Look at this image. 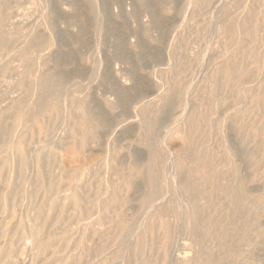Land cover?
<instances>
[{
    "label": "rangeland",
    "instance_id": "rangeland-1",
    "mask_svg": "<svg viewBox=\"0 0 264 264\" xmlns=\"http://www.w3.org/2000/svg\"><path fill=\"white\" fill-rule=\"evenodd\" d=\"M39 1L0 0L4 4H0V17L5 18V23L0 19L1 35L2 32L8 37L22 34L24 38L33 33L32 36L45 42L54 37L57 46L54 43L48 54L54 58L64 57L67 61L59 68H54L53 63L40 66L35 75L67 73L66 90L74 96L84 95L89 100H85L87 106L104 120L106 118L107 129L98 130V142L85 148L77 146L75 155L71 148L64 151L65 147L72 146L67 142L66 133L73 122L62 113L63 116L45 120L51 136L45 138L44 133L34 131L31 138L26 139V146L31 149L39 146L41 152L29 150L24 169L16 167L18 159L15 157L11 167L0 161V264H4L6 255H10L7 264L25 261L26 264H177L178 258L186 261L185 264H199L196 263L197 255L208 249L216 258L220 256L222 264H246V261L264 264V213H258L254 204L264 195L262 181L256 179L264 173V6L258 4L259 0H98L100 5L104 4L101 6L104 24L100 34L94 30L93 18L90 20V15L84 11V0H44L51 23L48 20L46 27L37 26L35 23L42 19ZM146 1L150 9L145 6ZM15 4L21 5L17 8ZM77 9L84 17L75 16ZM183 17L184 26L174 38ZM237 18L246 21L258 43L255 46L237 43L230 47L234 67L229 72L216 73L222 55L229 53L226 42L230 34L224 33L222 27ZM153 23L166 32L164 42L153 41L157 34V29H151ZM240 39H245V35ZM13 42L7 47L3 45V50L0 47V63L4 59H10V66L18 63L15 58L19 55L20 42L17 46ZM258 58L261 70L256 74L253 66ZM96 61L100 62L98 72L101 73L92 82L91 68ZM240 67H247V71L240 80L243 83L236 84ZM23 68L17 69L22 72ZM13 75L7 74L6 79L0 76V111L4 112H0L3 126L0 148L8 142L16 117L13 109L4 110L21 92L13 80V77L18 79V75ZM9 81L14 83L10 85ZM136 83L142 92L129 91ZM168 90L172 92L171 102L164 105L157 96L166 95ZM238 95L241 101L236 103ZM71 96L61 98L66 108L70 106ZM241 127L243 144L235 134ZM228 148L233 154L230 158L226 153ZM50 149L52 155L48 154ZM38 153L39 162L34 157ZM107 156L115 163H111V168H107ZM130 166L136 171L139 169L140 174L132 172L131 175L134 170ZM201 172L203 174H198ZM186 173H190L191 184L201 183L207 187L195 204L200 214L199 224L193 223L191 215L186 214L188 209L184 204L187 199L191 203L189 195L179 191V179ZM151 174L155 176L151 179L154 185L146 183ZM123 179L135 182L134 192L122 186L117 188ZM240 181L241 188L237 189ZM72 189L79 192L81 203L85 199L115 198V201L110 203L106 214L80 212L68 198ZM149 189L156 195L149 204H143L140 197L155 193H149ZM244 193L243 204L253 203L254 206L235 220L232 232L226 231L233 210L230 195L236 198ZM159 215L166 220L168 236L160 225ZM87 216L89 219H85ZM86 220H90L87 226ZM243 223L250 224V230L242 229ZM37 228L45 249L40 255L37 239L33 238ZM141 234L143 248L135 251ZM242 238L244 240L240 241ZM118 249L121 253L115 259ZM249 254L251 256H246Z\"/></svg>",
    "mask_w": 264,
    "mask_h": 264
},
{
    "label": "bare ground",
    "instance_id": "bare-ground-1",
    "mask_svg": "<svg viewBox=\"0 0 264 264\" xmlns=\"http://www.w3.org/2000/svg\"><path fill=\"white\" fill-rule=\"evenodd\" d=\"M3 1V0H2ZM14 1V0H13ZM19 1V0H18ZM44 1V0H43ZM43 1L41 2V0L39 1L40 3H42V6H40V14H41V16L40 17H42V19L39 21H37V23H35V24H37V26H38V24H41L42 26H47L48 24H49V22H48V20L50 19V16H49V13H47V10L45 9V4L47 3L46 1H44V4H43ZM101 1V0H100ZM121 1H123V0H121ZM7 2V1H6ZM5 2V3H6ZM46 2V3H45ZM84 2H85V5H84V11L85 12H87L89 15H90V17H89V19L92 17L93 18V21H92V23H94L93 24V26H94V30H96L98 33L99 32H101L100 30L101 29H103L102 28V26H103V21H104V12H102L101 11V6L103 5L104 6V4L103 3H101L102 5H100L99 4V2H98V0H84ZM103 2V1H102ZM120 2V1H119ZM125 2H126V0H125ZM143 2V1H142ZM14 3V2H13ZM17 3V2H16ZM22 3V2H21ZM123 3V2H122ZM0 4H3V2L2 3H0ZM18 4V3H17ZM34 4V3H33ZM144 4H145V6L146 7H148L149 9H150V4L146 1V2H144ZM258 4H260V5H262V6H264V0H259V3ZM4 5V4H3ZM16 5V4H15ZM21 5V4H20ZM20 5H18V6H20ZM133 5V4H132ZM187 5H188V3H187ZM6 6V5H5ZM17 5H16V7L17 8H19ZM102 6V7H103ZM136 6V5H135ZM7 7H8V2H7ZM48 7V6H47ZM74 7V6H73ZM132 7V6H131ZM37 8H38V6H37ZM73 9V11H74V8H72ZM106 9V8H105ZM130 9V8H129ZM136 9V8H135ZM169 9V8H168ZM173 9V8H172ZM7 10V9H6ZM37 12H35L37 15H39V13H38V9H35ZM13 11V10H12ZM50 11L52 12V10L50 9ZM49 11V12H50ZM104 11V10H103ZM168 11V10H167ZM178 11V10H177ZM7 12V11H6ZM130 12H132V11H130ZM182 12V11H181ZM173 13V12H172ZM105 14H107V13H105ZM132 14V13H131ZM153 14H154V12H153ZM155 15V14H154ZM167 15V14H166ZM182 15V14H181ZM183 15H185V14H183ZM182 15V16H183ZM5 16V15H4ZM3 16V17H4ZM75 16H77V17H81V16H83V13H81L80 12V10H76V12H75ZM131 16V15H130ZM181 16V17H182ZM6 17V16H5ZM10 17V16H9ZM38 17V16H37ZM76 17V18H77ZM84 17V16H83ZM106 17V16H105ZM162 17H163V15H162ZM55 18V17H54ZM91 18V19H92ZM0 19H1V17H0ZM4 19L5 18H3V20H2V22H4ZM90 19V20H91ZM182 19V23H181V25L179 26V27H177L176 28V32H175V34H174V38L179 34V30H181L182 28H183V26H184V22H185V20H184V17L183 18H181ZM84 20H85V18H84ZM50 21V23H51V20H49ZM76 21V20H75ZM106 21H107V19H106ZM1 22V23H2ZM36 22V21H35ZM39 22V23H38ZM5 23V22H4ZM92 23H91V25H92ZM103 23V24H102ZM64 25H65V22L63 23ZM32 25V24H31ZM30 25V28L32 27ZM247 25V23H246V21H244V19H234V20H231L228 24H225V25H223V32L224 33H229L230 34V39H229V41L228 42H226V45H227V43H228V48H227V53L229 52V49H230V47H235L234 45H236L237 43H239L240 45H243L244 43H247V45H253V46H255L257 43H258V40H257V38H256V35L254 34V33H252L251 32V29H250V27H248V26H246ZM34 26V25H33ZM105 27V26H104ZM32 28H34V27H32ZM36 28V27H35ZM50 28V27H49ZM111 28V27H110ZM146 28H148V27H146ZM19 29V28H18ZM28 29L29 28H27V31H28ZM37 29H38V27H37ZM46 29V28H45ZM150 29V28H149ZM151 29H157L156 31H157V34H155L156 36H154L155 37V39L153 40V41H156V42H158V43H162V42H164V39H165V36H166V32L163 30V29H160V27L159 26H157V24L155 25L154 23L152 24V26H151ZM248 29H250L249 31H248ZM36 30V29H35ZM53 29H51V32H53L52 31ZM109 30H111V29H109ZM148 29H146V31H147ZM31 31V29L29 30V32ZM39 31V30H38ZM45 31V30H44ZM44 31H43V34H44ZM19 32V31H18ZM21 32V31H20ZM24 32H26V30L24 31ZM24 32H22L23 34H24ZM33 32H34V30H33ZM49 32V31H48ZM117 32V31H116ZM115 32V33H116ZM16 33V32H15ZM53 33H55V32H53ZM52 33V34H53ZM14 34V33H13ZM32 34L33 33H30L29 35H27L26 37L24 36V38L22 37V34L21 35H18L17 36V34H16V36H13L12 35V37H8L7 35H6V33L5 32H2V35H1V33H0V47L2 48V46L4 45L5 47H7V44L9 43H11L12 42V40H14V45H16L17 46V44L20 42V44H18V49H17V51H19V55H18V58H15L16 59V61L18 62L17 64H16V66H10V59H4L3 60V62L2 63H0V76L2 75V76H4V79H6L5 78V76H7V74L8 75H12V74H14L15 76L16 75H18L17 77H18V79H14V77H13V80L14 81H16V88L17 89H19L21 92L19 93L20 95L17 97H14V98H12L10 101H9V106L8 107H6L7 108V110H6V108H5V110L4 111H7L8 112V110H10V109H13L12 110V112L14 111V115H16V117H15V122H13V124L11 125L12 127H11V132H10V137H9V140H8V142L7 141H5V143L3 144V146L0 148V161H4L5 163H7L8 164V167H11V163H12V158H16V159H18V162L17 163H19V166H17V163H16V167H19V168H21V170L22 169H24V166H25V164H26V154H27V152H29V150L31 151V150H33V152L34 151H39V153L41 152L40 150V148H38V147H35V148H33V149H31L30 148V146L28 145V146H26V144H25V142H26V139L29 137V138H31V136L33 135V132L34 131H36V133H38V134H41V133H44L45 134V138H48L49 136H51L50 134L51 133H49V131H48V127H45V126H47V125H45L44 123H46L47 124V122L45 121V120H47V121H49V120H51V119H53L52 117L53 116H55V117H57L58 118V116L60 117L61 115H62V113L63 114H65V117H68L70 120H72V122L73 123H71V126H70V128L68 129V131H67V133H66V135L68 134V137H69V140L67 141V142H70L71 143V147H65V150L64 151H66L67 150V148L69 149V148H71V150L70 151H72V152H74V154L76 155L77 153H75V152H77L78 150V148H77V146L78 147H80V148H85V147H87L90 143H95L97 140H100V139H97V133H98V130L99 129H105V127L107 126L106 125V118H105V120L100 116V114H97L93 109H91L89 106H87V104L88 103H85V100H86V98H84V95H83V97L82 96H79L78 94L77 95H73V93L72 92H70L69 93V91H67L66 90V82H67V77L66 76H68L67 75V73L66 74H64V73H59V72H57V73H54V72H51L52 74H49V75H47V74H45V73H41L40 75L38 74V77L35 75L36 74V72L37 71H39V67L40 66H47V64L48 63H53V65H54V68H59V67H61V66H63V65H65V63H66V61H67V59L65 60V58L63 57V58H59V56H58V58L57 57H55L54 58V56L53 55H49L48 53H51V51H52V49L50 48L51 46H53V44L55 43V45H56V42H55V40H53L54 39V37H52L51 36V38L50 39H48L46 42L44 41V40H40V39H38V37L36 38V37H34V36H32ZM38 34H39V32H38ZM100 34V33H99ZM245 35V39H240V37H242V35ZM15 35V34H14ZM48 35V34H47ZM49 35H50V33H49ZM48 35V36H49ZM84 35V34H83ZM117 35V34H116ZM150 35V34H149ZM40 36H41V34L39 35V38H40ZM29 37V38H28ZM50 37V36H49ZM77 37V36H76ZM118 37V36H117ZM22 38V39H21ZM53 38V39H52ZM75 38V37H74ZM79 39H80V36L78 37ZM21 39V40H20ZM59 39V38H58ZM18 40H20L19 42H18ZM57 40V39H56ZM17 41V42H16ZM74 41V40H73ZM76 41V40H75ZM15 42H16V44H15ZM97 42H98V40H97ZM96 42V43H97ZM12 43V44H13ZM58 43V42H57ZM64 43V42H63ZM60 44V43H59ZM99 44V43H98ZM63 45H65V44H63ZM96 45V44H95ZM3 46V47H4ZM13 46V45H12ZM11 46V47H12ZM57 46V45H56ZM59 46H62V45H59ZM9 47V46H8ZM48 47H49V49L50 50H47L48 49ZM0 48V49H1ZM13 48V47H12ZM64 48V47H63ZM4 49H6V48H4ZM15 49H16V47H15ZM14 49V50H15ZM80 49V48H79ZM1 50H3V48L1 49ZM60 50V49H59ZM74 50V49H73ZM73 50H70V52H73ZM86 50H87V48H86ZM96 50V49H95ZM94 50V51H95ZM6 51H8V49L6 50ZM12 51V50H11ZM77 51V50H76ZM43 52H45V53H43ZM68 52V51H67ZM67 52H65V54L67 53ZM69 52V53H70ZM98 52V51H97ZM42 53V54H41ZM61 54V53H60ZM65 54L63 53V55L65 56ZM68 54V53H67ZM66 54V55H67ZM72 54V53H71ZM75 54V53H74ZM76 54H77V52H76ZM75 54V55H76ZM232 54V51L231 52H229L228 54H226V52H225V55H222V59L220 60V62H219V65H218V67L215 69L216 70V73L217 72H220V71H226V72H229V70H230V68H232V67H234L233 66V64H232V62L235 60H233V58H234V56L233 55H231ZM62 55V56H63ZM79 55V54H78ZM97 55V54H96ZM16 56V55H15ZM71 56H73V55H70V57ZM77 56V55H76ZM76 56H74V58L76 57ZM81 56V55H80ZM95 56V55H94ZM99 56V55H98ZM78 57V56H77ZM76 57V58H77ZM91 57V56H90ZM228 57V59H226L225 60V58H227ZM57 58V59H56ZM66 58H68V56L66 57ZM99 58V57H98ZM97 58V59H98ZM78 59V58H77ZM76 59V61H78ZM96 59V60H97ZM124 59V58H123ZM79 60H80V58H79ZM88 60V59H87ZM12 61V60H11ZM73 61V60H72ZM127 62V60H126V58H125V60H124V62ZM74 63H75V61H73ZM79 62H81V61H79ZM13 63V62H12ZM77 63V62H76ZM100 62H98V61H96V62H94V66H93V69L91 68V70H92V73H91V78H92V82H93V80H95L96 81V76H97V74H100L101 72H98L99 70H98V64H99ZM254 63H255V65L253 66V70L255 71V73L256 74H258L259 72H260V70H261V63H260V60H259V58L258 59H256L255 61H254ZM78 64V63H77ZM89 64V63H88ZM76 65V64H75ZM77 66V65H76ZM21 67H24L23 69V71L22 72H20V71H18V69L19 68H21ZM18 68V69H17ZM67 68V67H66ZM247 67H240V70H241V72H240V74L238 75V77L236 78V84H241V83H243L242 81H240L242 78H243V73H245L246 71H247V69H246ZM73 69V68H72ZM76 69H77V67H76ZM75 69V70H76ZM131 69V68H130ZM21 70V69H20ZM64 70H65V68H64ZM68 70V69H67ZM78 70V69H77ZM132 70V69H131ZM161 70V69H160ZM46 71H47V69H46ZM136 71H138L137 69H136ZM16 72V73H15ZM62 72H63V70H62ZM80 72H82V71H80ZM21 73V74H20ZM68 73H70L69 71H68ZM74 73V72H73ZM76 74H77V72H75ZM86 73V72H85ZM84 73V74H85ZM89 74V73H88ZM13 75V76H14ZM117 75H119V74H117ZM135 75H136V73H135ZM138 75V74H137ZM179 75V74H178ZM77 76V75H76ZM140 76V75H139ZM78 77V76H77ZM84 77V76H83ZM3 78V77H2ZM1 78V79H2ZM58 78V80L56 81V79ZM81 78V77H80ZM88 78V77H87ZM136 79H137V77H135ZM85 79H86V77H85ZM85 79H82L83 81L82 82H84V80ZM89 79V78H88ZM87 79V81H89ZM54 80V81H53ZM77 80V79H76ZM99 80V79H98ZM86 81V82H87ZM94 81V82H95ZM171 81H173V80H171ZM10 82V81H9ZM12 82V81H11ZM11 82H10V85H11ZM77 82V81H76ZM137 82H139V81H137ZM177 82V81H176ZM12 83H14V82H12ZM68 83H69V81H68ZM87 84H88V82H87ZM92 84V83H91ZM8 85V84H7ZM80 85V84H79ZM137 85V86H136ZM136 85H134L133 87H130V89H129V91L130 90H132V91H135V92H137V93H139V92H142V89H141V87H140V85H138V83H136ZM14 86V85H13ZM13 86H11V87H13ZM69 86V85H68ZM92 86V85H91ZM170 86V85H169ZM175 86V85H174ZM14 87V88H15ZM76 87H77V85H76ZM75 87V88H76ZM7 89H8V87H7ZM11 89H13V88H11ZM70 89V88H69ZM81 89V88H80ZM88 89H90V88H88ZM169 89V88H168ZM173 88H171L170 87V90H172ZM16 90V89H15ZM18 90V91H19ZM79 90V89H78ZM77 90V91H78ZM83 90V89H82ZM121 90V89H120ZM167 90V89H166ZM170 90H168L167 91V94L165 95H162V96H157L159 99H161L163 102H164V105H167V104H169L171 101H170V98H171V95H170V93H172ZM71 91V90H70ZM84 91V90H83ZM5 92V91H4ZM88 92V91H87ZM121 92H122V90H121ZM72 94V96L69 98V103H70V106L69 107H65V106H63L64 104L62 103V99L61 98H65L66 96H68L69 94ZM124 93V92H123ZM13 94V93H12ZM17 94V93H16ZM68 94V95H67ZM122 94V93H121ZM140 95H141V93H140ZM13 96V95H12ZM89 96V95H88ZM139 96V94H137V100L140 98V96ZM142 97V96H141ZM144 97V96H143ZM142 97V98H143ZM140 100V99H139ZM138 100V101H139ZM142 100V99H141ZM144 100H145V98H144ZM4 101V100H3ZM2 101V102H3ZM65 101V100H64ZM89 102V100H86V102ZM152 101V99H150L149 100V103ZM241 100H240V95H238L237 96V98H236V103H239ZM66 102V101H65ZM146 102V101H145ZM109 105V104H108ZM110 108H111V106H109ZM96 109V108H95ZM11 111V110H10ZM0 112H3L2 110L0 111ZM4 113V112H3ZM63 116V115H62ZM105 117V116H104ZM179 119V118H178ZM2 119H0V121H1ZM63 120V119H62ZM180 120H182V119H180ZM55 121H56V118H55ZM62 122V121H61ZM3 123V122H2ZM55 124V123H54ZM54 124H52L53 126H55ZM109 124H110V122H109ZM108 124V125H109ZM218 124V126H219V123H217ZM49 125H51V124H49ZM57 127V126H56ZM109 127H110V125H109ZM48 128V129H47ZM111 128V127H110ZM2 129H3V126H2V124L0 123V132H2ZM65 129V128H64ZM107 129V128H106ZM105 129V130H106ZM5 130V129H4ZM111 130V129H110ZM110 130H108L107 132H109ZM55 131H56V129H55ZM64 132H66V131H64ZM181 132V131H180ZM101 133H102V131H101ZM104 133V132H103ZM2 134V133H1ZM4 134V133H3ZM236 136L238 137V139L239 140H241V144H243L244 142V136H243V134H244V132H243V130H242V127L241 128H239V129H237L236 130ZM101 135V134H100ZM66 137V136H65ZM181 137H183V136H181ZM61 138V137H60ZM67 138V137H66ZM183 138H185V137H183ZM32 140V139H31ZM46 139H44V141H45ZM28 141V140H27ZM60 142H61V140H59ZM29 142H31L30 140H29ZM98 142V141H97ZM36 143V142H35ZM41 143V142H40ZM40 143H39V145H40ZM148 143H150V142H148ZM29 144V143H28ZM31 144V143H30ZM43 144V143H42ZM62 144V143H61ZM100 144V143H99ZM37 145V144H36ZM66 145V144H65ZM69 145V144H68ZM93 145V144H92ZM151 145V144H150ZM223 145H225V143L223 144ZM43 146V145H42ZM45 146V145H44ZM61 146V145H60ZM34 147V146H33ZM41 147V146H40ZM90 147V146H89ZM92 147V146H91ZM49 148V147H48ZM51 148V147H50ZM44 149H45V147H44ZM44 149H42V151L44 150ZM52 149V148H51ZM51 149L50 150H48V154L49 155H52L53 153L51 152ZM54 149H52V151H53ZM81 150V149H80ZM225 151V150H224ZM45 152H47L46 151V149H45ZM68 152V151H67ZM37 154L36 156L34 155V157H35V159H37V161L39 162V157H40V154ZM226 153L227 154H229L228 155V157L230 158L231 157V155H233L232 154V152L229 150V148H228V151H226ZM69 154H70V152H69ZM74 154L72 153V155L74 156ZM61 155V154H60ZM133 155V154H132ZM28 156V155H27ZM112 156V155H111ZM110 156V157H111ZM53 157V156H52ZM109 157V158H110ZM42 158V157H41ZM56 158V157H55ZM112 158V157H111ZM110 158V159H111ZM53 159V158H52ZM106 159L108 160V156L106 157ZM118 159V158H117ZM56 160V159H55ZM112 160H114L113 158H112ZM120 160H121V158H120ZM17 161V160H16ZM137 161V160H136ZM138 161H140L139 160V158H138ZM143 161V160H142ZM14 162V161H13ZM51 162V161H50ZM117 162V161H116ZM118 162H120V161H118ZM112 162H111V160H108L107 161V168H111V165L112 164H114L115 165V163L113 162L112 164H111ZM143 163V162H142ZM145 163H146V160H145ZM148 163H149V161H148ZM141 164V163H140ZM151 164V163H150ZM105 165V164H104ZM122 165V164H121ZM137 165V164H136ZM145 165H147V163L145 164ZM149 165V164H148ZM132 166V165H131ZM130 166V168H132ZM150 166V165H149ZM3 167V166H2ZM142 168H143V166H141ZM19 168H17L18 169V171H19ZM136 168V167H135ZM139 168V167H138ZM147 168V167H146ZM39 169H40V167H39ZM133 169V168H132ZM41 170V169H40ZM134 170V169H133ZM141 170V169H140ZM145 170H147V169H145ZM152 170V169H151ZM194 170V169H193ZM9 171V170H8ZM38 172V171H37ZM117 172V171H116ZM132 172H133V174H135V175H138V173H139V169H138V171H136V170H134V171H131V175H132ZM149 172H150V170H149ZM196 172H198L197 170H196ZM235 172H237V176H238V174H239V172H238V170H236L235 169ZM10 173V172H9ZM8 173V174H9ZM12 173V172H11ZM67 173H69V172H67ZM79 173V172H78ZM117 173H119V172H117ZM116 173V174H117ZM15 174V173H14ZM16 174H18V173H16ZM15 174V175H16ZM20 174H22V173H20ZM20 174H19V176H20ZM74 174H75V172H74ZM140 174V173H139ZM150 174V173H149ZM153 174V173H152ZM152 174L151 175H148L149 177L148 178H146L147 180H146V183L148 184L149 182H152V180L151 179H153V178H155V176L153 177L152 176ZM189 174L190 173H186V175L185 176H183L182 178H180L179 179V182H178V186H179V191H181L182 192V194H184L185 193V195L186 194H188L189 195V197H190V200H191V203H189L190 201L187 199V203H185L184 205H185V207H186V209H188L187 210V212H186V214H189V215H191V221L193 222V223H197V224H199V222H200V214L198 213V211H197V209L195 208V204H196V202L198 201V197L199 196H201V195H203V194H205V192H206V189H207V187L205 186V184H201V183H190V177H189ZM198 174H203L202 172L201 173H198ZM261 174V173H260ZM259 174V176H257V178H256V176H255V178L257 179V180H261L262 181V184H263V186H264V173H262L261 175ZM79 175V174H78ZM134 175V176H135ZM143 175V174H142ZM13 176V175H12ZM202 178H203V176L202 175H200ZM10 177V176H9ZM40 177V176H39ZM74 177H76V176H74ZM79 177V176H78ZM141 177V176H140ZM153 177V178H152ZM122 178H123V176H122ZM73 179H75V178H73ZM77 179V178H76ZM131 179V178H130ZM130 179H123V181H122V183L117 187V188H119V187H125V190H127V191H133V190H135L136 189V187H135V185H134V183L133 182H131V180ZM142 179V178H141ZM154 180V179H153ZM142 181H143V179H142ZM242 181V180H241ZM241 181H240V184H239V186H238V188L237 189H240L241 188ZM70 182H71V180H70ZM69 182V183H70ZM72 182H73V180H72ZM50 183H52L53 184V182H50ZM146 183H145V185H146ZM71 184V183H70ZM151 184H153V182L151 183ZM151 184H149V185H151ZM69 185V184H68ZM154 185V184H153ZM72 186V185H71ZM70 186V187H71ZM74 186H75V183H74ZM142 186V185H141ZM148 186V185H147ZM18 187H20V186H18ZM140 187V186H139ZM144 187V186H143ZM21 189H22V187H20ZM71 188H73V187H71ZM76 188V187H75ZM19 189V188H18ZM17 189V190H18ZM140 189V188H139ZM138 189V190H139ZM153 189V188H152ZM20 190V189H19ZM23 190V189H22ZM53 190V189H52ZM74 190V191H73ZM72 191H73V193L68 197V198H70L71 199V201H72V204H73V207L74 208H76V210L78 209H80V212H82V211H84V212H88V213H91V212H99V214H106V213H108V210H109V208H110V203L111 202H114L115 201V198H112V199H110V200H100V199H97V200H94V199H85V202H83V203H81V201H80V194H79V192H77V190L76 189H72ZM149 191V193H152L153 191L152 190H148ZM150 191H152V192H150ZM134 192V191H133ZM140 192H141V190H140ZM143 192H145V191H143ZM155 192V191H154ZM20 193V192H19ZM18 193V194H19ZM135 193H136V191H135ZM144 194V193H143ZM21 195V194H20ZM24 195V194H23ZM22 195V196H23ZM149 195V196H148ZM147 196H145V194H144V196H142V197H140V198H142V201H143V204H149L150 202H151V200L155 197V195H156V192L155 193H152L151 195L150 194H148ZM7 196V195H6ZM140 196V195H139ZM246 196V194L244 193L243 195H239L238 197H236V198H233L231 195H230V203H231V206H232V208H233V210H232V212H231V215H229L230 216V219H229V217H228V219L230 220L229 221V227H227V228H225L226 229V231H231L232 232V230L233 229H235L234 227H233V225H235V220L238 218V217H240L242 214H244V213H246L247 211L246 210H249L251 207H253L254 206V204L256 205V207H257V209H258V213H264V195H262V196H259V198L257 199V201H255V203L253 204H251L250 206H248L249 204H247V205H245V204H243V199H244V197ZM131 197V196H130ZM132 197H133V195H132ZM3 199V198H2ZM1 199V200H2ZM25 199H26V195H25ZM83 199H84V197H83ZM82 199V200H83ZM21 200V199H20ZM4 201V200H3ZM19 201V200H18ZM2 202V201H1ZM6 202V201H5ZM4 202V203H5ZM19 205H20V203H19ZM2 207V206H1ZM9 207V206H8ZM7 207V208H8ZM37 208H38V206H37ZM9 209H10V207H9ZM164 211V210H163ZM246 211V212H245ZM158 213H159V211H158ZM157 213V214H158ZM162 213V212H161ZM160 213V214H161ZM156 214V213H155ZM156 214V215H157ZM164 214V213H163ZM162 215V214H161ZM161 215H159L160 216V218H161V227L164 229V233H168V234H166L167 236L169 235V233L170 232H167V230H169V228H167L166 227V220H164V218H163V216H161ZM261 215V214H260ZM259 215V216H260ZM164 217H165V214H164ZM83 219H84V217H83ZM85 219H89V217L87 216V218L85 217ZM188 219H190L189 217H188ZM82 222V221H81ZM84 222V221H83ZM231 222V223H230ZM22 223V222H21ZM23 224V223H22ZM84 224H85V226H87V225H89L90 224V220H86V222H84ZM187 224H188V221H187ZM227 226V225H226ZM233 227V228H232ZM250 228H251V226H250V224H247V223H243L242 224V229H244V230H246V231H248V230H250ZM1 229H3L2 227H1ZM172 231V230H171ZM225 231V232H226ZM4 233H5V230L3 231ZM39 233H40V231H39V228H37V230H36V232L35 233H33V238L37 241V249H38V255H40V254H42V253H44V250L45 249H43L44 248V246L40 243V240H39V238H38V236H39ZM227 234H228V232H226ZM10 234V233H9ZM229 234H230V232H229ZM19 235V234H18ZM232 235V234H231ZM9 236V235H8ZM43 236H41V238H42ZM0 238L2 239V237L0 236ZM4 238V237H3ZM50 238V237H49ZM49 238H47V239H49ZM64 238V237H63ZM67 238V237H66ZM168 239H169V237H167ZM170 238H171V235H170ZM14 239V238H13ZM51 239V238H50ZM10 240V239H9ZM8 240V241H9ZM52 240V239H51ZM166 240V239H165ZM170 240V239H169ZM242 240H244V238H242L240 241H242ZM1 241H4V240H1ZM17 241V240H16ZM43 241V240H42ZM53 241V240H52ZM167 241V240H166ZM166 241H164L165 243H167ZM45 242H47V241H45ZM53 243V242H52ZM143 243H144V238H143V235L141 234V235H139V237H138V241H137V243H136V246H134V249H135V251H140L143 247ZM168 243H169V241H168ZM0 244H1V242H0ZM16 244H18V243H16ZM170 244V243H169ZM3 245H5V244H3ZM8 245V242H7V244H6V246ZM21 245V244H20ZM50 245V244H49ZM48 244H47V246H49ZM23 246V245H22ZM164 247H165V244H164ZM170 247V246H169ZM0 248H2V247H0ZM6 248V247H5ZM5 248H4V250H5ZM16 248H17V245H16ZM52 248V246L50 247V249ZM119 248V247H118ZM167 249H165V253H167V251H168V247H166ZM7 249V248H6ZM12 249V248H11ZM21 249V248H20ZM48 249V248H47ZM49 249V250H50ZM120 249V248H119ZM118 249V251L116 252V254H115V259L116 258H118V256H119V254L121 253V250H119ZM172 249V248H171ZM208 249V248H207ZM19 250V248L17 249V251ZM117 250V249H116ZM152 250V249H151ZM151 250H149V251H151ZM205 250V249H204ZM53 251H54V249H53ZM2 252H3V250H2ZM7 252H8V249H7ZM51 252V251H50ZM123 252V251H122ZM170 252H171V250H170ZM205 253L203 254H201V251H200V253H199V256L197 255V258H196V263H199V264H222L221 262H220V256H219V258H216V254H212L211 253V251H210V249H208V250H205L204 251ZM56 253H57V251H56ZM56 253H53V254H56ZM6 253H4V255H5ZM8 254V253H7ZM49 254V253H48ZM168 254V253H167ZM171 254H172V252H171ZM201 254V255H200ZM13 255V254H12ZM24 255V254H23ZM9 256L10 255H6V257H5V260H3V263L4 264H7L8 263V260H9ZM175 256V255H174ZM217 256V257H218ZM246 256H251L250 254L249 255H246ZM2 257V256H1ZM3 257V258H4ZM49 257V256H48ZM57 257V256H56ZM59 257V256H58ZM179 257V256H178ZM196 257V256H195ZM39 258H41V257H39ZM50 258V257H49ZM48 258V259H49ZM248 258V257H247ZM43 259H44V257H43ZM59 259V258H58ZM183 259V258H182ZM219 259V260H218ZM249 259V258H248ZM18 260V259H17ZM22 260V259H21ZM246 260V259H245ZM0 262L2 263V261L0 260ZM185 262L186 261H184V260H180L179 258H178V262H176L177 264H185ZM12 263V262H11ZM17 264H26V261L25 262H16ZM194 263V262H193ZM15 264V263H14ZM246 264H252V262H249V261H246Z\"/></svg>",
    "mask_w": 264,
    "mask_h": 264
}]
</instances>
